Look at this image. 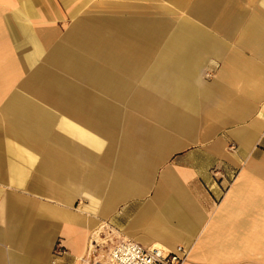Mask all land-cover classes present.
<instances>
[{"label": "crops", "instance_id": "1", "mask_svg": "<svg viewBox=\"0 0 264 264\" xmlns=\"http://www.w3.org/2000/svg\"><path fill=\"white\" fill-rule=\"evenodd\" d=\"M119 240L264 264V0H0V264Z\"/></svg>", "mask_w": 264, "mask_h": 264}, {"label": "built area", "instance_id": "2", "mask_svg": "<svg viewBox=\"0 0 264 264\" xmlns=\"http://www.w3.org/2000/svg\"><path fill=\"white\" fill-rule=\"evenodd\" d=\"M187 256L188 252L181 246L169 250L119 240L103 246L93 242L87 254L81 257L80 264H184Z\"/></svg>", "mask_w": 264, "mask_h": 264}, {"label": "rangeland", "instance_id": "3", "mask_svg": "<svg viewBox=\"0 0 264 264\" xmlns=\"http://www.w3.org/2000/svg\"><path fill=\"white\" fill-rule=\"evenodd\" d=\"M107 250H108V249H107ZM107 250H106V251H107Z\"/></svg>", "mask_w": 264, "mask_h": 264}]
</instances>
